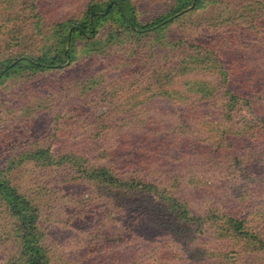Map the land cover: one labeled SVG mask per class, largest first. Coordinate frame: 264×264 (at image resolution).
Here are the masks:
<instances>
[{
	"label": "rangeland",
	"instance_id": "obj_1",
	"mask_svg": "<svg viewBox=\"0 0 264 264\" xmlns=\"http://www.w3.org/2000/svg\"><path fill=\"white\" fill-rule=\"evenodd\" d=\"M0 264H264V0H0Z\"/></svg>",
	"mask_w": 264,
	"mask_h": 264
},
{
	"label": "trees",
	"instance_id": "obj_2",
	"mask_svg": "<svg viewBox=\"0 0 264 264\" xmlns=\"http://www.w3.org/2000/svg\"><path fill=\"white\" fill-rule=\"evenodd\" d=\"M115 1H117V0H113V3L115 2ZM121 1L122 0H118V2H119V4H121ZM112 6V3H110L108 6H107V8H106V10H109V8ZM121 14H122V18H123V20H124V24H126L127 26H129V27H131L130 29H133V30H135V31H140V32H148V31H150V30H154V29H157V28H160L161 26H162V24H164V23H168L170 20H171V18L170 19H164L163 21L161 20V21H158V23H156V24H149V23H147V24H143V23H137L135 20H133V19H131V17H128L127 16V12L126 11H122L121 12ZM79 30L80 31H82L83 33H85L86 32V29L84 28V26H82V27H79ZM48 58L45 56L44 57V60H47ZM71 59H72V54H71V52H67V53H65V57L64 58H57V57H53V58H51V61H53V63L54 64H56V63H58V61H60V60H70L71 61ZM42 62H40V63H35L36 64V66H38V67H40V66H43L42 64H41ZM51 66V65H50ZM9 68V67H8ZM249 168H251V167H249Z\"/></svg>",
	"mask_w": 264,
	"mask_h": 264
}]
</instances>
